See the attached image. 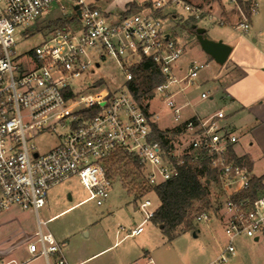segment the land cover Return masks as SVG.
I'll return each mask as SVG.
<instances>
[{
    "label": "built area",
    "instance_id": "built-area-1",
    "mask_svg": "<svg viewBox=\"0 0 264 264\" xmlns=\"http://www.w3.org/2000/svg\"><path fill=\"white\" fill-rule=\"evenodd\" d=\"M100 1L0 0V215L13 209L34 213L39 224L37 240L28 246L31 259L68 264L62 245L43 231L46 223L39 220L52 188L77 178L89 193L84 203L103 206L113 185L111 163L117 154L136 162L144 183L151 187L176 179L190 157L194 162L207 161L215 172V182L209 183L211 208L198 213L195 223H220L227 244L208 264H226L236 255L237 240L264 242V195L255 190L251 196V171L244 161L230 156L238 137L225 123L223 111L183 121L189 103L179 105L176 97L194 85L205 66L195 62L186 70L179 66L184 48L163 30L156 12L182 6L195 24L208 19L224 26L227 21L185 0H160L144 8L148 13L117 17L100 9ZM70 2V17L49 22L47 26L59 24L48 30L46 26L43 43L18 63L19 36L28 38L44 14L65 13ZM240 13L241 22L232 28L246 34L258 14L256 4L249 16ZM144 59L159 67L165 83L156 94L165 96L174 122L184 125L186 140L179 148L167 150L153 139L158 116L145 114L127 88L131 69ZM106 61L124 73L121 89L111 91L97 86L102 80L90 79ZM201 98L209 95L202 93ZM94 106L98 112L88 114ZM43 136L58 139L46 153L33 144ZM137 209L145 219L135 229L121 227L125 238L140 236L157 210L148 198L139 200Z\"/></svg>",
    "mask_w": 264,
    "mask_h": 264
},
{
    "label": "rangeland",
    "instance_id": "rangeland-1",
    "mask_svg": "<svg viewBox=\"0 0 264 264\" xmlns=\"http://www.w3.org/2000/svg\"><path fill=\"white\" fill-rule=\"evenodd\" d=\"M135 1H140L141 3L149 2L152 4L160 0H101L98 6L103 11L110 12L111 15L123 16L130 10V5ZM185 1L193 6H200L206 10L211 7L213 9H221L223 6L226 11L233 8V5L229 2L230 0ZM71 6V2L65 4V13L61 11L59 13L56 10L44 14L40 25L31 29V36L28 38L19 36L15 47L18 63L21 64L27 53L43 43L46 32L42 30L46 28L49 22L55 21L58 18L70 17L72 14ZM144 8L142 6L140 9L133 10L129 15L139 12L148 13ZM256 8L258 14L253 19L261 15L262 23V20H264V0H256ZM160 16L163 30L174 36L184 48V55L179 65L184 70L194 62L205 66L199 72L194 85L186 89L184 95L182 94L176 97L177 102L181 105L186 101L190 103L189 106L184 108L183 114L187 117L193 116L194 114L200 117H208L222 109L228 117V120L232 115L235 116L233 108L225 98L227 93H230L229 88L233 85L232 82L234 79L242 76L239 71H234L231 66L234 61L236 64H238L237 61L240 62L239 59L237 60L236 55L238 54V57H242V60L246 59L243 65L240 63L245 73L252 76L260 69H264V64H262L263 62L260 57L251 50L250 46L252 45H249L248 48L246 46L243 47V50L237 53L236 47L241 42V31L232 28V24H239V21H233L232 24L227 23L224 26H220L214 20L204 19L195 24L198 28L206 30L209 39L222 41L224 44L234 48L228 61L224 65H220L201 49L195 32L191 33L189 31V27L192 26V21L190 14L185 12L182 6L166 7L160 11ZM214 16L221 17L218 13H214ZM251 35L250 42H252ZM90 79L102 80L104 88L107 87L111 91L121 89L126 83L124 73L112 61L104 62L99 69L95 70V76H91ZM246 84L245 81V83L237 85L234 89L240 86L243 89ZM202 93L208 94L209 99H202ZM211 97H213L212 100ZM164 100V95H157L155 93L154 98L148 102V112L158 116L157 127L160 130H172L176 127L174 117ZM235 126L237 127L236 134L240 137L241 142L249 141V134L245 132L242 122L236 123ZM185 140L186 137L182 133L173 138L172 144L174 148H179L185 143ZM33 144L40 153H46L57 146L58 139L43 136L35 139ZM263 166L260 167L264 169ZM117 167L120 168L121 166ZM112 170L114 181L110 195L103 206H97L95 201L86 202L57 216L53 222L43 227L45 233L49 232L55 236L58 233L65 237L75 236L71 241L70 247L67 249V252L73 254L78 249L87 251L101 245L108 244L113 246L115 242L122 240L119 245L102 254L101 257H96L83 264H99L103 261H109L111 264H131L137 259L136 255L141 253L143 256L146 250L150 251L155 264H208L211 262L213 255L217 252L220 253L226 246L227 241L224 231L220 223L216 220H213L209 224L194 223L199 230L197 238H194L193 234L187 232L184 227H180L176 230L175 238L171 241L149 220L143 226V234L123 240L126 233L117 234L120 227L129 231L136 228L145 219L144 214L140 210H136L137 205L135 204V193L143 187L144 180L142 171L136 169L134 166L128 167L123 165L120 169ZM88 198V191L80 184L77 178H73L52 188L48 192L46 205L40 211V219L46 221L50 217ZM146 198L152 202L153 208L159 206V200L155 195L149 194ZM24 214L13 215L12 213H2L0 215V230L3 229V232L7 233L9 231V226H7L9 221H13L16 216L18 217ZM5 216L14 217L10 218L9 221L2 220ZM194 222H196L195 219ZM33 223L35 226L37 223L36 219ZM31 226L32 221H28L20 229L23 230L22 232L25 233L26 237H30V235L36 233V238L34 239L36 241L38 229L37 227L33 228ZM18 233L19 231L14 236H9L8 234V236L3 238L1 244H7L8 239H15V235L17 237ZM235 246L236 255L226 264H264L263 241L255 242L243 238L237 240Z\"/></svg>",
    "mask_w": 264,
    "mask_h": 264
},
{
    "label": "crops",
    "instance_id": "crops-1",
    "mask_svg": "<svg viewBox=\"0 0 264 264\" xmlns=\"http://www.w3.org/2000/svg\"><path fill=\"white\" fill-rule=\"evenodd\" d=\"M254 1L256 4V0ZM229 2L231 3V1ZM231 4L233 5L232 6L233 8H230V10H227V11L224 10V6L221 9H213L211 7L208 10H210L212 14L218 13L219 15H221V17L225 19L227 23L229 24H232L233 21H239L238 23H240L241 17H242L241 13L235 4L233 3ZM138 5L141 8L143 6V3L138 1ZM260 16L258 15L255 19L252 18L248 33L242 34L240 32L241 42L238 44L236 49H237V53H239L240 51L243 50V47L246 46V48H248L249 45H252L250 46L251 50L254 51L260 57V59L263 62L262 64H264V20H262V23H261L262 16L261 17ZM115 17H117V15ZM237 25L238 24H232V27L237 26ZM250 35L252 36V42H250ZM233 51H234V48H232V53ZM236 58L237 60L239 59L240 62L237 61L238 64H236V62L234 61L232 62L231 66L234 71H239L242 74V76L234 79V81L232 82L233 85L230 86V88L228 87L230 89V93H227L225 99L229 101L230 106L233 108L235 116L232 115V117H230L229 120H228V117L226 116L225 123L228 125L230 130L238 137V142L233 147V152L235 156L240 159L245 158L249 162V167H250L249 170L251 171V174L254 179L261 180V183L263 185V189L261 193L264 194V169L260 167L264 165V69L263 70L260 69L259 71H257L255 74L251 76L250 74L245 73L244 69H242L241 64H240L242 63L243 65L246 59L242 60V57H238V54L236 55ZM179 66L182 67L181 65ZM245 81L247 84L243 89L241 88V86L237 89H234L237 85H240L241 83H245ZM212 99L213 97H211V100ZM186 103H189V101L184 102L182 105ZM178 104L181 105L179 102ZM219 111H223V110L221 109ZM194 116H198V115L194 114L193 116L187 117L183 114V121H186ZM204 117H207V116H204ZM238 122H242L245 132L249 134V141L241 142L240 137L236 134L237 127L235 126V124ZM174 124L175 126H180V125H177L175 122ZM81 204H84V201H81L65 209L64 211H61L60 213L50 217L46 221H43L40 219V211H41L40 210L39 220L46 223V226H47V224L53 222V220L57 216ZM136 210L138 209L136 208ZM5 213H12L13 215H18L20 213H25V214L22 216H18L19 218L16 216L15 219H13V221L12 220L9 221V220L10 218L14 216H5L4 218H2V220L9 221L7 225L9 226V229H8L9 231H7L6 233V232H3V229L0 230V262L14 261L16 264H47L46 260L43 258L32 260L31 255L28 252L29 244L35 242L34 239L36 238V233L30 235V237H26L25 233L22 232L23 230L20 229V228H23L28 221H32L31 227L33 228L37 227L38 229L39 222L36 216L34 215V213L24 212L18 209H13ZM34 218L36 219V222H37L35 226L33 223L35 222ZM141 224H139L137 227H139ZM16 230L19 231V233L17 234V237L15 235V239H11V240L8 239L7 244H1L5 236H8V234L9 236H12V235L14 236V234H16L17 232ZM120 233L122 232H120V229H119L117 234H120ZM198 233H199V230L196 234L198 235ZM37 234H38V231H37ZM50 234L52 235V233ZM52 236L54 237L56 242L62 245L63 254L68 264H83L84 262L90 261L96 257L99 258L102 256V254L116 247L122 241L121 240L119 242H115L113 246H110L108 244L101 245L95 249H91V250L89 249L87 251L78 249L73 254V253L67 252V249L70 247L71 241L74 239L75 236L65 237V236L60 235L59 233L57 234V236L55 235H52ZM125 239L127 238L124 237L123 240ZM66 242L68 245L66 244ZM218 254L219 252L215 253L211 261H213L218 256ZM136 256H137V259H135L131 264H135V263L151 264L150 263L151 261L153 262L152 264H155V261L149 250H146L143 256L141 253ZM52 264L54 263L52 262ZM99 264H111V262L103 261Z\"/></svg>",
    "mask_w": 264,
    "mask_h": 264
},
{
    "label": "trees",
    "instance_id": "trees-1",
    "mask_svg": "<svg viewBox=\"0 0 264 264\" xmlns=\"http://www.w3.org/2000/svg\"><path fill=\"white\" fill-rule=\"evenodd\" d=\"M254 0H235L236 7L243 14L249 16ZM145 8H152L149 2L143 3ZM140 9L138 2L130 5V10L125 14L129 15L133 10ZM158 17L160 11L156 12ZM192 21V20H191ZM58 22L47 26V30L56 26ZM192 26L195 22L192 21ZM192 26L189 31L194 33ZM132 80L127 83V88L135 102L145 114L148 112V102L151 101L156 93L158 86L165 83V77L161 74L159 67L151 60L144 59L139 65L131 69ZM103 84L102 81L97 86ZM98 112L94 106L88 114L94 115ZM153 139L160 141L165 149H174L173 138L184 132V125L176 126L172 130H160L157 125L153 126ZM230 156L238 163L244 161L249 167V162L244 159H237L233 151ZM123 165L134 166L140 170L136 162L125 158L122 154H117L111 163V169H120ZM117 166H121L118 168ZM216 175L209 168L208 162H194L190 157L185 159L184 165L180 168V174L176 179L161 183L151 187L143 183V187L136 191L135 204L138 206L139 200L146 198L147 195H155L159 200V206L151 219L155 227L159 228L169 241L175 238V232L180 227H184L187 232L197 233L195 226V215L211 208L210 184L215 182ZM263 185L260 179H253L251 184V196L255 197V190L262 191ZM149 193V194H148Z\"/></svg>",
    "mask_w": 264,
    "mask_h": 264
},
{
    "label": "water",
    "instance_id": "water-1",
    "mask_svg": "<svg viewBox=\"0 0 264 264\" xmlns=\"http://www.w3.org/2000/svg\"><path fill=\"white\" fill-rule=\"evenodd\" d=\"M192 29L196 34V39L200 44L201 49L217 64L224 65L232 53V48L229 45L224 44L222 41H213L209 39L206 36L205 29L198 28L196 25H193ZM147 107H149V105ZM193 237L196 238L197 234L193 233Z\"/></svg>",
    "mask_w": 264,
    "mask_h": 264
}]
</instances>
